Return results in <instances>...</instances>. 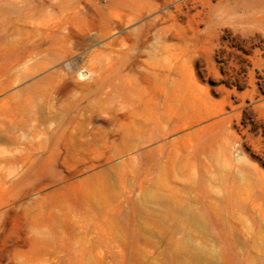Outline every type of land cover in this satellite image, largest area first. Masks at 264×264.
I'll return each instance as SVG.
<instances>
[{"label": "rangeland", "instance_id": "rangeland-1", "mask_svg": "<svg viewBox=\"0 0 264 264\" xmlns=\"http://www.w3.org/2000/svg\"><path fill=\"white\" fill-rule=\"evenodd\" d=\"M0 264H264V0H0Z\"/></svg>", "mask_w": 264, "mask_h": 264}]
</instances>
